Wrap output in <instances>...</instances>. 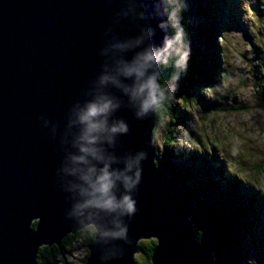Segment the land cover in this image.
<instances>
[{
  "label": "water",
  "instance_id": "95a60500",
  "mask_svg": "<svg viewBox=\"0 0 264 264\" xmlns=\"http://www.w3.org/2000/svg\"><path fill=\"white\" fill-rule=\"evenodd\" d=\"M138 4L143 21L118 15L125 0H0V264H38L42 247H60L67 236L93 227L87 216L68 215L72 199L59 175L68 149L66 116L85 99L103 62L99 50L110 38L146 27L159 48L170 35L158 27L157 0ZM177 52L173 42L163 56L175 59ZM158 108L137 119L122 100L114 114L127 125L114 153H144L131 193L135 212L124 218L123 240L103 246L93 237L85 264H137L140 242L151 240V264H217L158 168Z\"/></svg>",
  "mask_w": 264,
  "mask_h": 264
},
{
  "label": "trees",
  "instance_id": "16d2710c",
  "mask_svg": "<svg viewBox=\"0 0 264 264\" xmlns=\"http://www.w3.org/2000/svg\"><path fill=\"white\" fill-rule=\"evenodd\" d=\"M234 2L236 0H184L180 15L183 37L182 41L177 42L178 52L173 60H179L185 54L186 60L182 61L183 67L178 74L171 67L164 71L162 83H168L173 74H177L178 78L157 111V126L164 139L162 148L155 145L158 168L175 199L191 211L198 239L203 246L215 252L217 264H240L248 248L260 254L263 251L256 247L259 246L257 241L261 240L260 237L264 240L261 232L264 226L262 193L254 191L252 185L241 184L236 176L230 177L226 172V163L217 156L181 147L180 134H184L204 148L202 142L205 140H202L199 132L189 127L193 113L199 111L222 115L248 111V107L236 96L230 92H220L224 80L230 75L228 72L232 64L226 67V53L219 40L226 38L228 26H233L235 22L234 6L229 4ZM226 6L229 7L228 16L223 19L222 7L226 10ZM258 13L264 15V9ZM196 16L201 21L195 19ZM225 21L229 22L227 26ZM262 21L264 23V18ZM209 92L212 95L207 97ZM219 96L221 100H218ZM210 122L214 124L213 120ZM210 146L213 145L210 143ZM229 158L233 159V154ZM252 169L241 171L245 172V176L252 175L251 182L264 176V158ZM217 187L219 192L214 199L213 193L206 191L212 189L213 192ZM205 200L214 205L208 207ZM83 231L67 236L60 247H42L38 264H51L56 257H65L81 233L87 247L94 237L92 227ZM155 243L153 240L140 242L137 264H151Z\"/></svg>",
  "mask_w": 264,
  "mask_h": 264
},
{
  "label": "clouds",
  "instance_id": "9594fccd",
  "mask_svg": "<svg viewBox=\"0 0 264 264\" xmlns=\"http://www.w3.org/2000/svg\"><path fill=\"white\" fill-rule=\"evenodd\" d=\"M139 8L138 0H125L118 15L143 21L145 13ZM156 8L163 18L158 27H166L170 33L161 47L150 43L152 33L146 27H138L135 35L125 39L110 38L99 50L103 62L85 99L73 104L66 116L63 136L68 149L59 175L72 199L68 215L91 218L93 235L103 246L126 236L124 218L135 212L131 193L139 183V166L144 159L142 152L114 153L117 138L127 133L126 123L114 114L123 100L137 119L148 116L166 100L186 60V54L179 60H173L171 54L163 56L173 42L182 41L184 0H157ZM169 67L177 74L165 84L161 73Z\"/></svg>",
  "mask_w": 264,
  "mask_h": 264
},
{
  "label": "rangeland",
  "instance_id": "374dc122",
  "mask_svg": "<svg viewBox=\"0 0 264 264\" xmlns=\"http://www.w3.org/2000/svg\"><path fill=\"white\" fill-rule=\"evenodd\" d=\"M229 4L234 6L235 19L233 21L235 22L233 26H228L230 28L225 32L226 38L219 40V43L223 45L226 53V67H230L231 64L232 66L228 72L230 75L224 80L220 92H230L236 96L248 107V111L222 115L205 114L199 111L193 113L194 117L189 121V127L199 132L202 140H205L202 142L204 148L202 149L193 138L184 134H180L181 147L217 156L226 163V172L230 177L236 176L241 184L252 185L254 191L262 193L264 200V176L251 182L252 175L245 176V172H241L254 170L252 168L264 158V23L262 21L264 15L258 13L262 8L264 9V0H236ZM222 8L223 19H225L228 16L229 7L226 6V10ZM195 19L201 21L198 16ZM225 24L227 26L229 22L225 21ZM211 95L210 92L206 94L207 97ZM218 100H221L220 96ZM211 120L214 124H211ZM209 142L213 146H210ZM163 143L162 131L157 126L155 145L162 148ZM231 154H233V159L230 160ZM203 179L206 180V177ZM245 179L249 181L246 182ZM206 192L213 193L212 197L215 199L219 188L217 187L213 192L212 189H207ZM205 202L208 207L214 205L207 200ZM261 232L264 237V226ZM82 234L75 240L73 247L69 249L65 257H56L55 262L51 264H84L83 261L89 255V249L88 246H84L85 237ZM260 239L259 242L257 241L259 246L256 245V247L263 252L256 254L254 249L248 248L240 264H264V240L262 237ZM208 243L211 242L208 240Z\"/></svg>",
  "mask_w": 264,
  "mask_h": 264
},
{
  "label": "bare ground",
  "instance_id": "6f19581e",
  "mask_svg": "<svg viewBox=\"0 0 264 264\" xmlns=\"http://www.w3.org/2000/svg\"><path fill=\"white\" fill-rule=\"evenodd\" d=\"M222 36V35H221ZM207 139V138H206ZM210 144V143H209ZM218 146V145H217ZM210 147V146H209ZM221 152V151H220ZM251 154V153H250ZM221 156V155H220ZM259 165V164H258ZM262 165V164H261ZM254 168V167H253ZM246 181V180H245ZM187 188V187H186ZM88 232V231H87ZM93 232V231H92ZM80 236V235H79Z\"/></svg>",
  "mask_w": 264,
  "mask_h": 264
}]
</instances>
